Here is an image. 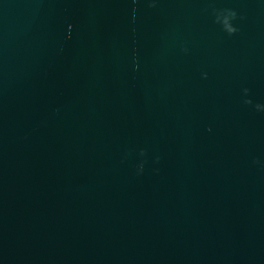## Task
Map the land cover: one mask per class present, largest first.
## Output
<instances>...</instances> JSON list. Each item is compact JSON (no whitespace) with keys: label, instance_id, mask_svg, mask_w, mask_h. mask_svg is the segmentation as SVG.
Here are the masks:
<instances>
[{"label":"water","instance_id":"1","mask_svg":"<svg viewBox=\"0 0 264 264\" xmlns=\"http://www.w3.org/2000/svg\"><path fill=\"white\" fill-rule=\"evenodd\" d=\"M0 264H264V0H0Z\"/></svg>","mask_w":264,"mask_h":264},{"label":"clouds","instance_id":"2","mask_svg":"<svg viewBox=\"0 0 264 264\" xmlns=\"http://www.w3.org/2000/svg\"><path fill=\"white\" fill-rule=\"evenodd\" d=\"M133 2H135V0H133ZM235 13L234 12H231V19H234L235 18ZM69 31H71V27L69 28ZM236 31L235 28L231 27L228 29V33L231 35L233 34L234 32Z\"/></svg>","mask_w":264,"mask_h":264}]
</instances>
